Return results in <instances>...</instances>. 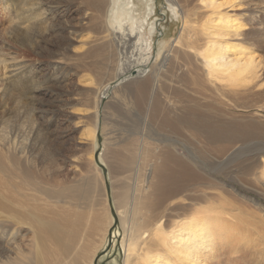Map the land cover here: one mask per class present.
<instances>
[{
	"label": "bare ground",
	"instance_id": "obj_1",
	"mask_svg": "<svg viewBox=\"0 0 264 264\" xmlns=\"http://www.w3.org/2000/svg\"><path fill=\"white\" fill-rule=\"evenodd\" d=\"M30 1H27V5H31L29 8L37 4V0L35 4ZM93 1L99 3L100 0ZM120 1L113 0L111 10L107 3L110 1L105 2L109 13L105 9L106 21L102 20V29L97 30L102 35L95 34L96 41H102L101 44L99 41L95 42L102 47L90 53L115 48L111 37L119 34L124 53L128 52L129 45L132 46L133 38L142 43L140 46L136 45L142 50L151 46H146V41L136 32L137 29H142L139 25L141 21H146V18L142 17L140 21V18L134 15L132 0H127V4L124 0L122 3ZM168 1L174 2V5L170 3L172 11L184 14L178 37L171 42V46L158 62H155L154 56L145 54V58L139 53V57L132 59L130 64L135 69L131 70L130 67L126 70L129 58L124 55L125 59L116 75L117 79L112 77L114 81L111 78L112 81L105 84L103 93L112 91L111 84H122L129 73L132 76L144 74L146 78L138 82V87L136 83L132 99L134 104L146 109L152 120H155L158 128L154 135L158 137H151L152 135L143 129L138 144L136 137L129 136L122 142L121 147L116 149L103 145L99 160L103 168L105 166L108 169L112 184L109 187L105 185V201L98 196L95 190L96 182L91 179L89 182L86 179L88 183L59 189L50 181L42 180L38 175L13 163L14 168L7 170V180L3 178L7 181V199L3 201L0 196V203L6 202L0 205V213L6 215L3 222L6 223L9 219V223L20 226L21 232L23 226H28L25 231L32 234L33 250L32 257L26 261L25 257L30 254L24 255L17 238L11 239L17 243L13 246L23 258L17 256L12 259L10 254L7 258L0 257V264H96L95 260L100 250L107 245L109 237L117 247L118 253L106 264H236L240 258L247 255L242 241L254 238L251 236L260 238L257 232L253 233L252 230L258 231L254 225L255 218L258 217L256 213H263L264 208L248 197L247 202L241 201L245 196L231 184H225V187L221 185L219 189L222 192L216 196L208 195L204 188L214 183L205 177L197 162L202 159L198 156L200 152L211 153L218 161L217 164H229L223 174H228L229 170L241 174L238 177L243 186L247 183L246 176L250 175L253 169L256 170L254 174L260 184L262 183L260 179L264 178V149L258 150L252 158L242 157L233 163V160L229 161L237 151L236 147L232 146L242 143L252 134H257L254 131L258 130L256 124L243 123L241 117L233 112L238 106V94L232 86L261 82L263 61L246 43L231 40V37H238L244 32L241 31L243 24L240 18L222 13L220 8L223 0H196L203 11L208 9L210 13L206 15V12L198 8V3L197 7L192 3L196 7L195 10L200 12L194 11L189 16V11L186 13L181 1ZM29 12L30 16L36 18L37 12L34 8ZM149 13H152L151 8ZM192 15L199 17V20H193L198 25L190 21L189 17ZM37 16L40 14L37 13ZM157 24L154 23L150 30H156ZM156 65L160 68L155 69ZM148 67L151 68L147 70ZM261 84L263 85L262 82ZM243 91L246 93L244 89ZM245 99L242 98V102ZM100 102L99 100L95 106L96 127L90 136L95 135L97 130L99 132L103 123L100 119ZM167 133V144H164L160 137ZM170 135H177L190 145L186 146L187 144L181 142L191 154V159H185L187 157L178 151L177 140L172 139ZM261 135H264V132ZM191 146L196 147V155L194 149H190ZM137 159L139 161L136 163ZM1 164L0 158V166ZM98 168L99 173H103V168ZM132 170L135 171V178L129 188L127 185L116 186L117 188V184L113 185L114 181L122 176L130 179ZM109 195L112 197L111 201ZM108 199L114 207L115 217L109 204L104 203H108ZM116 219L119 226L112 233L111 228ZM23 236L27 237L25 233ZM117 236L119 240H115ZM4 251L6 253V249Z\"/></svg>",
	"mask_w": 264,
	"mask_h": 264
},
{
	"label": "rangeland",
	"instance_id": "obj_2",
	"mask_svg": "<svg viewBox=\"0 0 264 264\" xmlns=\"http://www.w3.org/2000/svg\"><path fill=\"white\" fill-rule=\"evenodd\" d=\"M27 1L29 0H0V158L2 162V166H0V181H2L0 183V196H2L3 201H6L7 181H4L3 178L7 180V170L14 168L12 166L14 163V165L21 166V169L38 175L42 180L57 185L55 188L59 189L88 183L91 179L96 182L95 190L98 196L105 201L104 190L105 193L107 191L105 185L107 184L109 187L112 184H110L108 169L104 166V174L102 162L99 160L103 145H110L109 147L116 149L121 147L122 142L129 136L136 137L138 144L143 129L147 134L152 135L151 137L157 138L158 136L154 134L158 127L146 109L133 103L132 98L136 90L134 88H136V83L138 87V82L145 80L144 74L132 76L129 73L128 80H124L119 85L116 83L117 86L111 84L112 91L106 94H103L104 86L118 75L120 64L125 59L124 55L127 59L129 58L128 62L126 61V70L132 67L130 65L133 62L132 59L138 58L139 53L145 58H147L146 56H154L155 62L161 60L168 47L171 46V42L178 37L184 14L172 11L170 3L174 5V2L169 3L168 0H132L134 6L131 5V7H133L134 15L140 18V21L142 17L146 18V21H141V24L138 22L142 29L140 31L137 29L136 32L140 38L146 41V46L151 44L149 49L144 48L142 50L138 47L142 43L140 44L133 38L132 46L129 45L128 52L124 53L118 38L120 34L118 36L112 35L110 29L111 38L116 47L106 48L101 52L92 54L91 51L102 47L97 44L98 41L99 44L102 41H96L95 37L98 34L102 35L97 30L102 29V20L106 21L104 15L105 9L108 7H106L105 2L108 0H100L99 3L98 1L92 2V0L89 2L86 0H37V4H35L36 0H31L35 5L30 8L31 5H27ZM40 1L44 2L41 4ZM109 1L107 3L111 10L113 0ZM122 1L120 2L122 3ZM179 1L182 2L186 13L187 10L189 11L188 16L194 11L200 12L198 9L195 10L197 6L199 9L202 8L196 0ZM223 1L222 8H220L222 13L240 18L243 24L241 31L244 32L238 37H231V40L246 43L255 50L256 56L263 61L260 78L263 85L259 81H254L252 85L250 83L249 85L232 86V88H236V90L233 89L238 94V104L235 101L238 106L234 108L233 112L236 116L241 117L240 120L244 121L243 123L256 124L255 127L258 128L257 131H254L257 134H252L242 143L232 146V148L236 147L237 150L229 161L233 160L231 162L233 163L242 157L252 158L258 150L264 149V135H261L264 132V0ZM124 3L127 4V0H124ZM196 3H198L197 6ZM31 8H34L38 15L40 14L37 16L36 13L37 19L30 16ZM150 8L152 13H149ZM109 9H107L108 13ZM201 10L206 12V15L210 13L208 9ZM39 17L43 22H38ZM189 19L193 24H197L193 20H199V17L192 15ZM154 23H158L157 28L151 31V26ZM30 30L32 31L30 32ZM154 67L155 69L160 68L158 65ZM150 68L148 67L147 70ZM133 69L135 68L132 67L131 70ZM111 78L112 80H110ZM243 89L245 91L249 89L246 93L249 92L250 94L247 95ZM239 95L244 99L246 98L243 100L244 102ZM99 100L101 101L100 105H102L100 107V119L103 123L100 125V131L97 130L95 135L90 136L96 127L97 112L95 106ZM168 135L167 133V135L160 137L164 144H167L168 138L166 136ZM178 137L177 135L171 136L178 142L176 143L178 151L187 157L185 159H191V154L184 147L186 144V146L190 145ZM181 142L185 144L182 145ZM158 145L160 144L158 143ZM194 145L197 146L196 143ZM195 148L190 147V149H194L193 152L195 151L196 155ZM200 153L198 156L202 159L197 162L199 163L198 166H201L199 168L205 177L214 183L210 184L208 188H204L208 195L216 196L222 192L219 189L221 185L231 184L241 192L242 196H245V198L240 196L241 201L247 202L246 199L248 198L254 199L264 208V178L260 179L262 182L260 184L258 177L254 174L255 169L246 176L245 183H247L243 186L242 182H239V175L241 174L235 170L234 173L233 170L232 172L229 170L230 173L228 171V174H223V170L229 164L219 165L213 154ZM138 161L137 159L136 163ZM97 163L99 165H96ZM98 166L103 168V173L101 171L99 173ZM134 172L132 170L130 173V179L127 180L122 176L119 180L117 178L113 185L117 184L115 187L127 185L129 188L135 178ZM120 180L123 181L120 182ZM112 189H110L111 194H113ZM182 199L180 198V200ZM3 201L0 205L6 203ZM104 203L109 204L110 211L114 216L115 210L113 205H110L109 199L108 203ZM256 214L258 217L255 218L256 220L254 219V225L258 231L252 230V232H257L256 234L260 238L251 236L254 238L242 241V246L247 255L245 258H240L236 264H264V212H257ZM4 216H6L4 213H0V251H2L0 257L7 258L10 254H12L10 257L12 259L17 256L21 257L15 248L17 243L11 241V239L17 238L16 240L21 244L24 255L30 254L29 257H25V260L28 261L32 257L31 250L33 249L31 247L34 240L32 234L25 231L28 226H23L21 232L18 224L16 227V224L9 223V219L8 222H3ZM118 226L119 221L116 219L111 228L112 233ZM23 233L27 237L23 236ZM115 240H119V237L117 236ZM5 249L6 253L8 251L9 253L6 254ZM117 253V247L114 246L111 237H109L107 245L100 250L95 262L106 264Z\"/></svg>",
	"mask_w": 264,
	"mask_h": 264
},
{
	"label": "water",
	"instance_id": "obj_3",
	"mask_svg": "<svg viewBox=\"0 0 264 264\" xmlns=\"http://www.w3.org/2000/svg\"><path fill=\"white\" fill-rule=\"evenodd\" d=\"M96 264H98L97 262H95Z\"/></svg>",
	"mask_w": 264,
	"mask_h": 264
}]
</instances>
